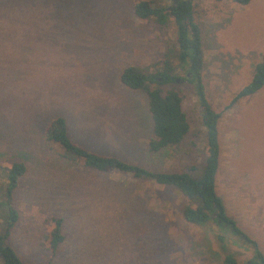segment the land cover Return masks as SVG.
<instances>
[{
	"label": "rangeland",
	"instance_id": "1",
	"mask_svg": "<svg viewBox=\"0 0 264 264\" xmlns=\"http://www.w3.org/2000/svg\"><path fill=\"white\" fill-rule=\"evenodd\" d=\"M166 0H0V182L12 162L24 173L12 196L17 221L8 244L22 264H222L216 236L236 264L252 249L211 220L186 223L189 201L171 187L125 173H99L62 158L45 141L54 118L83 148L152 172L197 177L205 158L201 108L183 80L174 26L138 19L133 6ZM199 26L200 77L219 114L215 193L264 257V85L229 105L264 53V0L238 6L189 0ZM168 58L188 133L178 147L147 151L145 96L119 82L134 67L154 73ZM150 84L149 88H155ZM51 218L63 241L47 248Z\"/></svg>",
	"mask_w": 264,
	"mask_h": 264
},
{
	"label": "trees",
	"instance_id": "2",
	"mask_svg": "<svg viewBox=\"0 0 264 264\" xmlns=\"http://www.w3.org/2000/svg\"><path fill=\"white\" fill-rule=\"evenodd\" d=\"M167 4L153 6L148 2L136 3L132 12L138 19H152L163 26L170 21L174 26L177 60L185 67L183 80L192 85L194 96L201 108V126L205 132V158L197 177L187 173L152 172L143 167L127 164L115 157L93 153L73 143L66 132L65 121L56 117L44 130V139L62 149V158L79 163L86 169L99 173H125L136 179H144L159 186L171 187L189 201L182 210L183 220L192 225L201 226L211 220L219 228L225 229L252 249L249 264H264V257L255 242L250 240L235 222L226 216L222 200L215 193V175L218 166L219 148L217 142V122L219 114L213 112L204 95L200 77L202 66V48L199 26L194 18L189 0H166ZM216 2L224 0H214ZM235 5L245 6L251 0H229ZM168 58L154 73H143L134 67L125 68L119 82L127 89L141 92L146 99V108L150 121V137L146 143L147 151L158 153L167 148L180 145L188 133V125L181 109V99L174 90L164 94L159 87L175 82ZM156 87L150 89L149 85ZM264 85V53L253 67L249 82L238 90L229 102L255 94ZM21 163L12 162L0 182V264H22L8 244V237L17 221V212L12 207V196L18 179L24 173ZM51 230L47 236V248L50 257H54L58 245L63 241L61 219L51 218ZM219 250L223 254L222 264H236L227 252L224 238L216 236ZM248 263V262H247ZM246 263V264H247ZM49 264V261L46 262Z\"/></svg>",
	"mask_w": 264,
	"mask_h": 264
},
{
	"label": "water",
	"instance_id": "3",
	"mask_svg": "<svg viewBox=\"0 0 264 264\" xmlns=\"http://www.w3.org/2000/svg\"><path fill=\"white\" fill-rule=\"evenodd\" d=\"M175 82H177V79H175ZM213 218L211 217V220H212ZM247 264H249V262L247 263Z\"/></svg>",
	"mask_w": 264,
	"mask_h": 264
}]
</instances>
